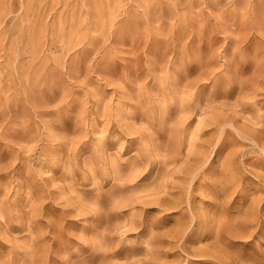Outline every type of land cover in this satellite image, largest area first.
Instances as JSON below:
<instances>
[{"label": "rangeland", "instance_id": "374dc122", "mask_svg": "<svg viewBox=\"0 0 264 264\" xmlns=\"http://www.w3.org/2000/svg\"><path fill=\"white\" fill-rule=\"evenodd\" d=\"M0 264H264V0H0Z\"/></svg>", "mask_w": 264, "mask_h": 264}, {"label": "bare ground", "instance_id": "6f19581e", "mask_svg": "<svg viewBox=\"0 0 264 264\" xmlns=\"http://www.w3.org/2000/svg\"><path fill=\"white\" fill-rule=\"evenodd\" d=\"M231 124H232V123H231ZM255 143H256V142H255ZM221 149H222V148H221ZM208 152H209V151H208ZM208 152H207V153H208ZM203 157H206V156H203ZM232 159H233V158H232ZM196 165H199V164H196ZM206 165H207V164H206ZM206 165H204L203 167H205ZM230 166H231V160H230V159H229V160L227 159V160H226V168L229 169ZM226 168H225V170H226ZM200 169H201V168H200ZM225 170H224V171H225ZM201 171H202V170H200V172H201ZM197 172H198V169H197L196 171L192 172V173H193V178H195L196 174H198ZM225 172H226V171H225ZM227 177H229V176H227ZM191 180H192V179H191ZM195 180H196V179H195ZM193 181H194V180H193ZM189 185H190V184H189ZM191 186H192V185H191ZM178 199H179V198H178ZM178 199L174 202V205L176 204L175 207H179V205H180V204H179L180 201H179ZM178 201H179V202H178ZM170 205H171V203H170ZM172 208H173V207H172ZM172 208H171V209H172ZM194 215H195V214H194ZM201 215H202V214H201ZM196 217H197V216H194L193 219L196 218ZM207 221H209V220H207ZM196 223H197V222H196ZM194 225H195V224H194ZM196 225H197V224H196Z\"/></svg>", "mask_w": 264, "mask_h": 264}]
</instances>
